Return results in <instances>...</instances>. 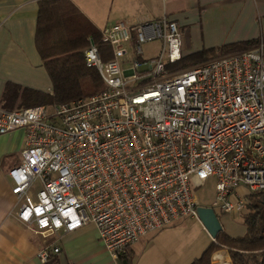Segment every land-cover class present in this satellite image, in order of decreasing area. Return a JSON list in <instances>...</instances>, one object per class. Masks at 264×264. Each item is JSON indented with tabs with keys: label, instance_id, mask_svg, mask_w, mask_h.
I'll list each match as a JSON object with an SVG mask.
<instances>
[{
	"label": "built area",
	"instance_id": "built-area-1",
	"mask_svg": "<svg viewBox=\"0 0 264 264\" xmlns=\"http://www.w3.org/2000/svg\"><path fill=\"white\" fill-rule=\"evenodd\" d=\"M101 33L113 58L104 61L92 40L84 57L104 90L0 117V135L25 133L22 162L9 174L20 222L46 234L93 224L117 260L183 218L200 221L196 189L209 179L219 219L264 194L263 38L176 70L183 38L175 21H119ZM154 42L161 50L144 58ZM59 253L45 248L38 257L47 264Z\"/></svg>",
	"mask_w": 264,
	"mask_h": 264
},
{
	"label": "crops",
	"instance_id": "crops-1",
	"mask_svg": "<svg viewBox=\"0 0 264 264\" xmlns=\"http://www.w3.org/2000/svg\"><path fill=\"white\" fill-rule=\"evenodd\" d=\"M41 1L0 0V117L7 84L53 92L36 41ZM70 1L101 32L119 21L137 24L166 17L177 22L183 38V59L206 50L264 39V0ZM24 137L23 130L0 135V264H43L39 252L53 247L60 248V253L51 254L47 264H130L128 257L131 264H191L214 241L202 229L199 242L175 251V238L158 231L115 260L93 224L54 234L23 224L17 217L21 202L12 193L14 183L9 174L22 162ZM148 237H152L148 243L141 244ZM212 264H233L228 249L216 252Z\"/></svg>",
	"mask_w": 264,
	"mask_h": 264
},
{
	"label": "trees",
	"instance_id": "trees-1",
	"mask_svg": "<svg viewBox=\"0 0 264 264\" xmlns=\"http://www.w3.org/2000/svg\"><path fill=\"white\" fill-rule=\"evenodd\" d=\"M90 40L99 47L104 61L113 58L112 48L102 42L101 31L70 0L41 1L36 41L44 66L52 80L53 92L46 94L7 84L2 97L3 110L10 112L35 106L52 107L87 98L104 90L105 84L99 72L88 68L85 62L84 52L89 47ZM259 42L206 50L193 58L183 59L174 69L188 68L186 66L190 61L198 62V65L224 55L246 51ZM263 202L264 194L256 193L250 196L247 207L253 211L246 217V236L236 238L221 232L191 264H212L213 255L222 249H228L233 264H264ZM128 259L131 264V257Z\"/></svg>",
	"mask_w": 264,
	"mask_h": 264
},
{
	"label": "rangeland",
	"instance_id": "rangeland-1",
	"mask_svg": "<svg viewBox=\"0 0 264 264\" xmlns=\"http://www.w3.org/2000/svg\"><path fill=\"white\" fill-rule=\"evenodd\" d=\"M144 58H152L161 50L160 43H151L144 46ZM196 61L188 62L186 67L196 65ZM38 190V186L37 189ZM196 196L198 198L199 205L202 207H210L216 196V180L214 178L209 179L203 186L196 189ZM252 209L246 207V209L240 215H226L220 217V222L223 227V231L231 237H244L247 234V226L245 224L246 217L252 213ZM204 230L206 234L210 236L208 231L204 229L203 225L191 217H186L174 225H171L162 231H159L171 238H175L176 244L173 249L177 251L179 247H191L192 243H197L203 238L201 230ZM152 237L144 239L141 244H146Z\"/></svg>",
	"mask_w": 264,
	"mask_h": 264
},
{
	"label": "water",
	"instance_id": "water-1",
	"mask_svg": "<svg viewBox=\"0 0 264 264\" xmlns=\"http://www.w3.org/2000/svg\"><path fill=\"white\" fill-rule=\"evenodd\" d=\"M198 217L211 238L215 241L218 235L223 232V227L215 210L210 207L200 206L198 208Z\"/></svg>",
	"mask_w": 264,
	"mask_h": 264
}]
</instances>
